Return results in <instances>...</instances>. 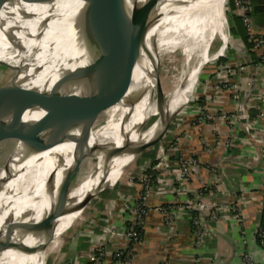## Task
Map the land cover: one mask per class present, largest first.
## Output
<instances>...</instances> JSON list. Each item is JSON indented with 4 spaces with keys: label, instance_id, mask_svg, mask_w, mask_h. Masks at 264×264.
<instances>
[{
    "label": "bare ground",
    "instance_id": "6f19581e",
    "mask_svg": "<svg viewBox=\"0 0 264 264\" xmlns=\"http://www.w3.org/2000/svg\"><path fill=\"white\" fill-rule=\"evenodd\" d=\"M35 1L0 12V63L8 68L1 72L12 74L11 86L35 89L36 94L6 92L0 99L23 107L25 118L53 119L57 103L54 93L62 89L72 69L90 61V53L108 30L104 29L82 52L75 21L88 0ZM145 1L125 0V7L131 11ZM226 2L162 0L161 15L146 39L148 51L129 64L116 85V89H127L124 99L100 104L82 126L64 137L31 145L17 142L0 172V177H8L0 189V264H45L47 256L63 245L69 229L84 216L91 201L81 202L96 193L103 183L117 182L135 157L132 156L137 145L161 131L185 101L205 62L220 56L222 49H219L230 28ZM217 39L221 46L212 53ZM174 50L182 56L180 74L171 83V66L162 68L160 82L166 97L162 106L155 90L154 66L157 62L161 65L163 57ZM150 51L155 57L152 62ZM105 81L106 77L99 75L87 85L86 94L101 89ZM43 95L49 98L41 108ZM3 109L0 117L13 112L11 108ZM102 117L104 124L97 126ZM81 153L95 157V168L87 170L83 179L58 199L62 180ZM64 204L69 207L63 213L52 214L54 208ZM30 209L33 212L26 216ZM46 217L44 232H32L31 224ZM39 245L40 250L31 251Z\"/></svg>",
    "mask_w": 264,
    "mask_h": 264
},
{
    "label": "crops",
    "instance_id": "0c3cea01",
    "mask_svg": "<svg viewBox=\"0 0 264 264\" xmlns=\"http://www.w3.org/2000/svg\"><path fill=\"white\" fill-rule=\"evenodd\" d=\"M250 1L253 30L262 35L264 0ZM231 27L220 56L206 62L161 141L94 198L51 264H91L97 247L113 252L125 246L123 236L106 229L125 231L134 217L125 206L142 195L150 213L133 264H264L257 240L264 215V62L261 50L250 52ZM161 145L169 156L165 164L159 163ZM183 161L191 162L190 176H180ZM143 172L150 176L148 192ZM190 201L203 222L200 245ZM158 207L175 215L171 223Z\"/></svg>",
    "mask_w": 264,
    "mask_h": 264
},
{
    "label": "water",
    "instance_id": "95a60500",
    "mask_svg": "<svg viewBox=\"0 0 264 264\" xmlns=\"http://www.w3.org/2000/svg\"><path fill=\"white\" fill-rule=\"evenodd\" d=\"M161 1L146 0L128 11L125 7V0H88L75 21L81 39V51H87L89 43L98 37L104 29H107L108 32L90 53V61L72 69L63 83L62 89L54 93L57 98L55 117L46 119L41 116L36 120H31L28 117L25 118L26 111L23 107L13 101L0 99V112L4 110V107L13 110L11 115L0 117V140L15 137L25 145H31L44 139H58L82 126L91 111L100 104L124 99L127 89H116V85L129 64L132 61H138L142 52L148 51L146 39L150 29L157 23L161 15L159 12ZM24 3L33 4L36 1L0 0V12L4 8L9 9ZM149 53L152 62L155 57L151 51ZM159 73L160 64L157 62L154 66L156 91L160 104L164 106L166 97ZM99 75L106 77L104 86L94 93L86 94L87 85ZM6 92L36 94L35 89L11 86L10 83L0 87V98ZM48 98V96H42L40 99L41 108L45 107ZM178 112L179 110L175 113ZM175 113L169 117L167 123L153 139L137 145L141 148V153L161 141L169 129ZM113 152L109 153L110 158H112ZM86 155L88 153H81L75 165L63 178L57 194L58 199L65 197L70 187L73 186L77 168ZM7 180L8 177L0 178V189ZM105 183L96 193L88 195L81 203L91 201L107 186ZM68 207L66 204L58 205L52 214H61ZM47 217L40 222L32 223L30 226L32 232L43 233ZM40 246L32 248L31 251L40 250Z\"/></svg>",
    "mask_w": 264,
    "mask_h": 264
},
{
    "label": "built area",
    "instance_id": "2783aa9c",
    "mask_svg": "<svg viewBox=\"0 0 264 264\" xmlns=\"http://www.w3.org/2000/svg\"><path fill=\"white\" fill-rule=\"evenodd\" d=\"M236 10L240 11L243 17V22L250 34V38L254 42L253 49L261 50V61L264 62V34L256 35L253 30L252 25V13L254 10L253 3L250 0H235ZM255 138V135H252ZM169 156L166 153L164 146H160L159 160L160 164H165L168 161ZM182 172L180 176H190L192 174L191 162L183 161ZM150 176L148 172H143L141 175L142 182L144 184L145 190L148 192L150 189ZM142 195L139 201L134 202L133 204L126 205V209L130 210L133 214V219L128 226V228L123 232H118L117 229L107 228L108 232L112 235L123 236L127 240L125 246L118 248L117 250L110 252L103 247H97L92 250L88 260L91 264H133L135 257L137 256L138 249L141 246L143 240V229L146 223V218L149 216L150 208L145 205L144 198ZM188 209L190 211V218L192 221V229L195 239V244L200 245L203 241L205 231L203 229V222L199 214L192 213L195 209V205L190 201L188 204ZM165 217L166 222L171 223L174 214L170 211L158 207ZM257 240L262 247H264V219L262 225L258 228L257 231ZM250 262V261H249ZM252 264V263H251Z\"/></svg>",
    "mask_w": 264,
    "mask_h": 264
},
{
    "label": "rangeland",
    "instance_id": "374dc122",
    "mask_svg": "<svg viewBox=\"0 0 264 264\" xmlns=\"http://www.w3.org/2000/svg\"><path fill=\"white\" fill-rule=\"evenodd\" d=\"M229 1L230 0H227V2H226V9H225V12H226V16H227V19H228V21H229V16L231 15V10H232V6L230 5V3H229ZM221 46V41L219 40V39H217L216 41H215V43L213 44V46H212V53H216L217 51H218V49H219V47ZM181 59H182V56H181V54H180V51H175L174 50V52H172V53H170L168 56H164L163 57V60H162V64L160 65V75H161V72H162V68L163 67H166V65H170L171 67H170V74L169 75H171L172 76V78H170V81H171V83H173V80H175V79H177L178 78V76H179V74H180V62H181ZM212 60H214V59H212ZM211 60V61H212ZM210 61V62H211ZM207 62V61H206ZM205 62V63H206ZM204 63V64H205ZM207 65V64H206ZM205 65V66H206ZM205 66H203L202 67V69L200 70V73H201V71L203 70V68L205 67ZM167 68V67H166ZM2 70H8V68H6V66L5 65H3L2 63H0V87H2V86H4V85H6V84H8V83H10V80H11V77H12V74H10V73H8V74H5V73H3V72H1ZM168 75V77L167 78H169L170 76ZM200 75V74H199ZM198 81H199V78L196 80V82H195V84H194V86H193V88H192V90L189 92V94H188V96L186 97V99H185V101H187V100H189L190 99V97L191 96H193L192 94L194 93V90H195V87H196V85H197V83H198ZM2 85V86H1ZM156 90V89H155ZM184 106V105H183ZM182 106V107H183ZM182 107L180 106V108L178 109L179 111L182 109ZM175 115H176V113H175ZM175 115L173 116V118L175 117ZM104 122H105V118H101L99 121H98V125L97 126H99V125H102V124H104ZM19 141V139L18 138H15V137H10V138H6V139H2V140H0V172L2 171V168L7 164V162L10 160V157H11V155H12V153L14 152L13 150H15V147H16V145H17V142ZM140 154H141V148L140 147H138V148H136V152L133 154V156L132 157H134L133 158V160H132V162H131V164L132 163H134L137 159H138V157H140ZM131 164H129L127 167H125V170L131 165ZM95 165H96V159H95V157H93V156H90V155H86L82 160H81V162H80V164H79V166H78V168H77V173L75 174V176H74V179H73V186L74 185H77L82 179H83V177L85 176V173L87 172V170H91V169H94L95 168ZM81 169V170H80ZM124 170V171H125ZM124 173V172H123ZM78 174V175H77ZM49 175V174H48ZM47 175V176H48ZM0 176H1V174H0ZM46 176V177H47ZM51 175H49V177H50ZM45 177V178H46ZM112 177V175L109 177V178H111ZM0 178H2V177H0ZM108 178V179H109ZM107 179V180H108ZM119 179V178H118ZM106 180V181H107ZM99 193H97L93 198H92V200H91V202L94 200V198L98 195ZM91 202H90V204H91ZM35 204H36V202H35ZM89 204V205H90ZM33 212V210L32 209H30L29 210V212L26 214V216H30L31 215V213ZM62 247H64V246H62ZM62 249V248H61ZM60 248L59 249H57L56 251H54V252H52L51 254H49L48 256H47V258H46V263L45 264H51L52 263V260H53V258H54V256L61 250ZM48 260V261H47Z\"/></svg>",
    "mask_w": 264,
    "mask_h": 264
},
{
    "label": "trees",
    "instance_id": "16d2710c",
    "mask_svg": "<svg viewBox=\"0 0 264 264\" xmlns=\"http://www.w3.org/2000/svg\"><path fill=\"white\" fill-rule=\"evenodd\" d=\"M230 5L232 6V10L231 15L229 16V23L232 26L231 27V31L235 34H239L242 39L244 40L246 46L248 47V49L250 50V52H252L253 47H254V42L252 41V39L250 38V34L246 28V26L244 27H240V23L243 22V17L242 16H238V12L236 11V6H235V0H230L229 1ZM235 26H234V25ZM263 219H264V215H263Z\"/></svg>",
    "mask_w": 264,
    "mask_h": 264
}]
</instances>
